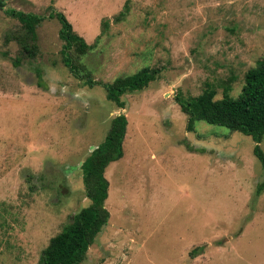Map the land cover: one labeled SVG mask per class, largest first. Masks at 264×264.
<instances>
[{
    "label": "rangeland",
    "instance_id": "rangeland-1",
    "mask_svg": "<svg viewBox=\"0 0 264 264\" xmlns=\"http://www.w3.org/2000/svg\"><path fill=\"white\" fill-rule=\"evenodd\" d=\"M5 2L44 19L35 56L23 57V27L0 9V264H39L89 204L80 165L119 113L123 155L104 171L109 218L79 264H264L255 142L204 120L189 130L175 100L208 87L215 99L240 93L264 54V0ZM55 12L91 45L80 73L99 83L62 62ZM147 67L156 78L123 94V108L107 99L102 84Z\"/></svg>",
    "mask_w": 264,
    "mask_h": 264
},
{
    "label": "trees",
    "instance_id": "trees-1",
    "mask_svg": "<svg viewBox=\"0 0 264 264\" xmlns=\"http://www.w3.org/2000/svg\"><path fill=\"white\" fill-rule=\"evenodd\" d=\"M127 2L123 10L115 16L121 20L127 13ZM5 0H0V9L21 23L23 35L20 38L19 53L23 57H33L37 52L36 29L44 17L6 8ZM60 21L59 38L63 41L62 62L75 76L84 78L89 86L99 83L89 73H80V58L90 49L83 37L72 30L71 24L61 12H55ZM109 25L108 20L102 21V31ZM159 68H141L140 70L118 77L111 83L102 84L106 97L117 107L123 108L125 103L121 96L127 92L142 90L156 78ZM182 112L188 116V129H192L195 120H204L209 124L225 126L232 131H239L250 136L255 145L253 153L264 169V152L259 143L264 140V54L244 74V83L236 97L225 94L215 99L212 88L204 89L194 97H175ZM127 118L123 113L112 117L103 141L96 146L80 165L84 192L89 204L74 213L71 220L49 239L42 250L39 264H79L86 254L88 246L94 241L97 233L107 223L109 212L104 202L108 195V181L104 176L107 165L123 155L122 142L126 131ZM264 183L257 185L259 193ZM194 251H191L193 255Z\"/></svg>",
    "mask_w": 264,
    "mask_h": 264
}]
</instances>
